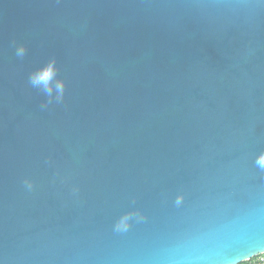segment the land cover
<instances>
[{
  "label": "water",
  "instance_id": "obj_1",
  "mask_svg": "<svg viewBox=\"0 0 264 264\" xmlns=\"http://www.w3.org/2000/svg\"><path fill=\"white\" fill-rule=\"evenodd\" d=\"M261 156L264 0H0V264H240Z\"/></svg>",
  "mask_w": 264,
  "mask_h": 264
},
{
  "label": "clouds",
  "instance_id": "obj_2",
  "mask_svg": "<svg viewBox=\"0 0 264 264\" xmlns=\"http://www.w3.org/2000/svg\"><path fill=\"white\" fill-rule=\"evenodd\" d=\"M54 75H55L54 63H50L41 72L36 74L34 79L37 82L42 81L45 84H47ZM58 87H60L62 90L63 88L62 83H60ZM259 163L261 166H264V156H261L259 158ZM240 259H241L242 264H264V253L259 254V256L256 259H253L252 256H243Z\"/></svg>",
  "mask_w": 264,
  "mask_h": 264
},
{
  "label": "built area",
  "instance_id": "obj_3",
  "mask_svg": "<svg viewBox=\"0 0 264 264\" xmlns=\"http://www.w3.org/2000/svg\"><path fill=\"white\" fill-rule=\"evenodd\" d=\"M259 256V255H258ZM258 256H256V257H253V259H256ZM240 264H242V263H240Z\"/></svg>",
  "mask_w": 264,
  "mask_h": 264
}]
</instances>
